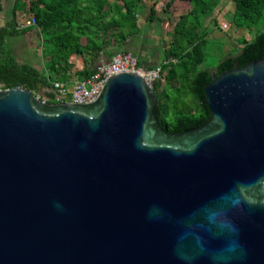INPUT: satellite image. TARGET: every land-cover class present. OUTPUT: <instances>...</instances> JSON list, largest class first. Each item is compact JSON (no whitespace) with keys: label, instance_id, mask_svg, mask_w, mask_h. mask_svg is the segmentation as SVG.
<instances>
[{"label":"water","instance_id":"obj_1","mask_svg":"<svg viewBox=\"0 0 264 264\" xmlns=\"http://www.w3.org/2000/svg\"><path fill=\"white\" fill-rule=\"evenodd\" d=\"M168 134L145 77L93 103L0 85V264H264V59Z\"/></svg>","mask_w":264,"mask_h":264},{"label":"trees","instance_id":"obj_2","mask_svg":"<svg viewBox=\"0 0 264 264\" xmlns=\"http://www.w3.org/2000/svg\"><path fill=\"white\" fill-rule=\"evenodd\" d=\"M146 1L31 0L27 7L18 1L14 20L21 8L28 12V19L36 20V29L43 38L42 54L49 60L41 70L20 64L7 38L29 28L17 30L16 25H11L13 30L0 28V85L4 89L25 88L33 93L43 88L53 90L54 81L71 78L73 59L77 56L84 60V66L76 70V75L82 77L81 81L88 79L96 71L99 54L105 51L108 41L122 44L125 30L138 31L137 14ZM176 1L189 3L190 10L181 14L175 25L173 41L161 64L165 75L152 86L157 97L156 118L169 135L198 127L210 118L204 89L211 82V70L218 75L233 69L235 61L244 66L264 59V0H232L235 4L232 23L249 29L250 37L244 39L238 55L218 60L214 65H206V50L202 48L208 35L204 20L215 11L220 0H169L167 8ZM46 97L47 103L56 102L55 93Z\"/></svg>","mask_w":264,"mask_h":264},{"label":"crops","instance_id":"obj_3","mask_svg":"<svg viewBox=\"0 0 264 264\" xmlns=\"http://www.w3.org/2000/svg\"><path fill=\"white\" fill-rule=\"evenodd\" d=\"M18 1L27 7L31 0H0V28L13 30L15 28L11 25L18 27L26 20L28 12L22 8L16 12L14 20V6ZM168 2L169 0H147L137 14L138 31L125 30L122 44L114 40L108 41L105 51L99 54L96 69L99 65L109 62L113 55L119 52L132 53L144 70L161 65L165 59V51L173 41L175 25L181 14L190 10L187 2L176 1L171 8H167ZM153 6H155L154 15L151 14ZM234 9L235 4L232 0H220L215 11L205 18L204 27L208 35L202 48L206 50V61L208 57L211 59V56H214V64H216L218 60L235 57L243 47L244 39L250 37L249 29L233 25ZM224 24L228 27L223 28ZM85 43L86 38H83V44ZM7 44L13 49V55L20 64L31 65L40 70L47 65L49 58L42 54L43 38L36 26L30 27L25 32L9 36ZM73 62L75 67L72 70V76L63 82L73 83L82 80V77L76 75V70L84 66V60L77 56ZM163 74L165 75V72ZM37 93L47 98L46 95L56 94V91L43 88Z\"/></svg>","mask_w":264,"mask_h":264},{"label":"built area","instance_id":"obj_4","mask_svg":"<svg viewBox=\"0 0 264 264\" xmlns=\"http://www.w3.org/2000/svg\"><path fill=\"white\" fill-rule=\"evenodd\" d=\"M35 25L36 20L31 18L18 25L17 29L22 30ZM227 27V24L223 25V28ZM124 72L144 76L151 86H153L155 81L161 79L164 73L162 65H158L153 69L144 70L139 65L138 59L132 53L119 52L113 55L109 62L99 65L94 74L86 80H77L73 83L54 81L53 88L56 91L55 103H93L98 98L108 78ZM43 100L47 102L48 98L43 97Z\"/></svg>","mask_w":264,"mask_h":264},{"label":"rangeland","instance_id":"obj_5","mask_svg":"<svg viewBox=\"0 0 264 264\" xmlns=\"http://www.w3.org/2000/svg\"><path fill=\"white\" fill-rule=\"evenodd\" d=\"M254 32H255V31H254ZM214 62H215V57H214V56H211V59H210L209 57L207 58L206 63H207L208 65H213ZM179 108H182V107L180 106Z\"/></svg>","mask_w":264,"mask_h":264}]
</instances>
